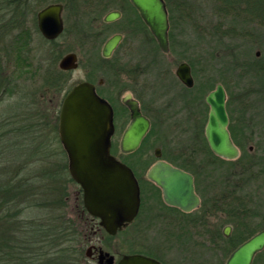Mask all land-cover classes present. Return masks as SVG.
<instances>
[{"label":"rangeland","instance_id":"obj_1","mask_svg":"<svg viewBox=\"0 0 264 264\" xmlns=\"http://www.w3.org/2000/svg\"><path fill=\"white\" fill-rule=\"evenodd\" d=\"M54 1L56 0L39 4L32 0V6L25 10L21 7L24 12L27 10L28 14L19 20L15 19L13 23L11 18L16 10L14 6L0 10V184L10 182L16 186L19 179H25L24 182L29 181L28 185L31 187L34 185L39 190L36 197H33L35 191L31 188L22 194L15 188H11L13 190L11 192L2 190L1 198L10 194L15 200L7 205L3 201L4 198H0L2 214L5 215L8 206L15 212L26 207L23 214L25 221L33 218V222L27 225L28 230L31 228L29 231L36 233L37 227L39 229L40 224L43 223L44 233L50 236L44 240L45 247L41 250L44 252L47 249L48 253L41 258L39 264L63 262L98 264L96 257L92 259L86 255L90 244L100 246L117 258L127 253L150 250L160 255L167 264H224L225 257L223 259L219 257L207 242L205 245L198 244L204 239L196 236L193 230L190 232L193 237L192 243L186 244V234L182 232L175 238L176 234H173L164 212H160L158 207L160 204L156 196L148 204V211L151 210L148 213L149 221L143 220L146 212L142 213L140 220L115 235H109L101 226H96L90 216H85L82 208L80 209L82 201L80 187L70 177L68 157L62 150L61 141L58 140L56 133L63 98L77 83L86 80L97 83L100 79L106 83L119 77L125 80L121 81L122 84L129 85L126 77L120 76L121 72H116L120 65L133 69L132 72L139 74L138 83L144 88L139 89L135 82L134 85L140 94H144L145 106L154 120L149 143L142 148L147 153L145 155L147 161L155 158L156 146L161 148L165 157L172 158L173 140L179 139L183 142V146L189 142L187 135H179V130L175 126V120L179 118L183 120L186 113L184 110L178 111L181 104L179 101L181 89L176 81L175 69L179 63L189 62L188 60L192 59V73L195 83L198 84L192 91V96L200 98L205 104V97L209 91L214 89L217 83H222L231 111L229 114L230 116L232 114L235 125L244 130L241 131L242 139L245 140L243 152L264 154V84L260 83L254 71L247 72L242 77L241 70L239 72L237 69L226 68L230 65V63L227 65L229 56L226 53L235 49L231 48L232 51H228L220 48L217 46L219 44L217 39L209 36L202 38L199 35L198 30H204L207 35L209 30H213V24L217 22V18L211 12V2L192 0L193 7L201 11L199 15L203 14L202 22L177 24L175 49L168 53L160 50L153 53L150 49L155 40L147 28L137 23L138 13L127 4L126 0H59L65 4L63 13L65 30L53 43L42 40L33 33L31 19L36 16V11ZM112 9H119L122 17L102 26L98 18H102ZM22 25H26L31 33L29 46L34 52H30L29 56L31 55L32 59L25 57L26 55L19 58L16 54L17 47L12 42L18 32L16 28L20 29ZM249 29L250 27L246 28L239 37L222 39L220 45L223 47L236 45L242 48L241 50H247L245 59L248 61L249 56L258 59L257 66H263L264 25L251 26V30ZM97 30L100 31L99 34L96 33ZM114 32H120L123 37L118 48L107 60L101 56V46ZM257 51L260 52L259 56L256 55ZM68 52L77 54L78 67L67 71L61 79L54 77L52 80H46L45 72L53 69V64L49 61L57 57L58 67L60 58ZM210 54L213 56L211 57ZM149 61L154 63L146 65ZM112 64L117 66L113 68ZM58 81L61 83L60 86ZM211 85L212 88H207ZM125 93L129 92L124 91L123 94ZM205 105L203 108H207ZM115 139L117 141L118 135ZM250 146L252 151L249 150ZM115 153L122 157L118 148H115ZM202 157L206 158L203 155ZM123 158L133 162L135 156H123ZM229 167L230 165L226 163L227 177L236 169L232 167V170H229ZM16 172L19 174L17 177L14 176ZM32 181L36 183L31 184ZM56 185L64 191L60 205L52 201V198L58 195L48 193L50 186L57 187ZM251 188L263 206L261 216L255 221L263 225L264 177L255 180ZM35 199L46 201V204L34 206ZM20 200L22 202H19ZM25 201H30L33 207H27ZM60 209V212L66 215L65 220L68 219L65 227L79 229L80 238L77 239L73 234L62 233V227L57 224L63 221L61 216H57ZM17 222L19 220L16 218L0 219L2 246L16 245L19 240L17 228L21 225ZM34 224L37 226L34 227ZM57 230L61 232V236L56 233ZM67 236L71 246L68 249L65 245ZM69 236H72V239ZM77 248L80 250L77 251ZM64 252L66 255L62 256ZM39 253L40 249H37V254ZM16 263L14 260L13 264ZM253 264H264V253L259 254Z\"/></svg>","mask_w":264,"mask_h":264},{"label":"water","instance_id":"obj_2","mask_svg":"<svg viewBox=\"0 0 264 264\" xmlns=\"http://www.w3.org/2000/svg\"><path fill=\"white\" fill-rule=\"evenodd\" d=\"M140 17L156 39L162 52L169 51V18L165 0H130ZM61 3L47 4L37 12V25L42 36L56 39L64 29ZM120 16L118 10L106 13L103 20L113 21ZM120 34L111 36L102 47L107 57L117 46ZM256 55H260L257 51ZM60 69L74 70L78 67L75 52L65 54L58 62ZM178 78L188 87L194 78L190 66L181 62L176 70ZM226 90L222 83L206 95L209 105L205 136L212 152L226 159L239 156L227 128L229 118L226 110ZM131 122L121 139L122 152L135 150L149 129V120L144 117L132 100L128 103ZM112 109L95 91L89 81L74 85L64 96L59 112V135L69 159V174L82 190L86 211L99 219L100 226L115 235L137 215L140 204L138 182L131 169L110 152L114 131ZM157 149V156H160ZM149 179L161 187L166 203L190 210L198 204L191 174L158 161L147 173ZM229 227H227L226 232ZM90 247L87 255L90 256ZM264 249V230L251 236L237 246L229 255L226 264H252L254 256ZM109 252L99 250L98 264H162L155 258L138 254H124L117 262ZM104 262V263H103Z\"/></svg>","mask_w":264,"mask_h":264},{"label":"flooded vegetation","instance_id":"obj_3","mask_svg":"<svg viewBox=\"0 0 264 264\" xmlns=\"http://www.w3.org/2000/svg\"><path fill=\"white\" fill-rule=\"evenodd\" d=\"M126 2L129 6L133 7V9L138 13V11L131 4L130 0H126ZM51 3H61L63 5L62 19L64 23V29H63L64 31L65 30V19H64L63 13L65 10V4L62 3L61 1H54ZM112 10H118L120 12V16L117 19L122 17V12L119 9H112ZM138 16H137V23L141 26H143L142 25L143 23L147 27V25L144 23V21L140 17L139 13H138ZM103 17L104 16H102V18H98L102 26L108 25L114 22L115 20H117L115 19L113 21L106 22L103 20ZM36 21H37V16H36ZM37 28H38V25H37ZM99 32H100L99 30L96 31V33L98 34ZM62 33L59 36H61ZM116 34L121 35V38L117 46L113 49V51L111 52L109 56L107 57L103 56L102 47L104 43L111 36L116 35ZM59 36L57 38H59ZM122 37L123 35L120 32H114L103 42L101 46V56L104 59L109 60V58L113 55L114 51L118 48L122 40ZM152 37L154 38L153 35ZM168 39H169V34H168ZM154 40L156 41L155 38ZM48 41H52V40H48ZM150 50L153 52L152 48ZM147 52L149 53V51ZM168 52H170V40H169V51ZM183 62H186V61H183ZM153 63H154L153 61H149L146 65H149V64L151 65ZM186 63L189 64L190 71L193 76L191 64L189 62H186ZM115 66L117 65L115 64L111 65V67L113 68H115ZM177 67L175 69V76H176V81L177 83L180 84V89H181L179 93L180 95L179 101L181 104H180V107L178 108V111L182 112L184 110L186 113H185V118L183 120L181 118L175 120V126H176V129L179 130L178 132L179 135H182V136L187 135L189 142L187 143V145L183 146L182 145L183 142H181L179 139L176 138L175 140H173V157L172 158L165 157L163 155L161 148L159 146H156L154 149L155 158L152 161H147L148 159L145 157L147 153H145V151L142 150L143 146L146 143H149V137H150L149 134L152 130V127L154 126V120L148 108L145 106L144 94L142 93L140 94L139 90L137 89V87L139 89L141 87L144 88L142 85L138 83L140 80L139 74L132 72L131 70L133 69L124 68L123 66L119 65L118 66L119 69H117L118 71L116 72L117 73L121 72L122 74L120 73L121 74L120 76L124 75L126 77L127 83H129L128 86L126 83L122 84L121 81L123 80L119 77L112 79L111 81H108L106 83L103 79L98 80L97 83L89 81L94 85L96 93L103 100H105L112 109L114 131L111 136L110 152L112 155H114L117 159H119L121 162L126 164L131 169L139 185L140 204H139L138 213L136 217L129 224H127V226H125L121 230L135 223V221H137L138 219L140 220L142 213H145V212L146 214L143 217V220L149 221L150 218L148 216V213L149 211L151 212V210L149 209L148 211V208H149L148 204L151 202L153 197L156 196L160 204V206H158L160 208V212L161 213L164 212L163 213L164 217L168 219L167 222L171 225L173 234H176L175 238L179 235V233L182 232L183 234H186V237H185L187 240L186 244L192 243L193 241L191 239L193 237H191L190 232L191 230H193L196 236L202 237L204 239L203 242L198 243V244L205 245V243L207 242L210 246H212L213 250L217 252L219 257H221L222 259L225 257L224 264H226V260L231 254V252L241 243H243L244 241L249 239L251 236H253L255 233L261 230H264V224L259 225V223L255 221V219L258 218V216H260V215H257L256 212L250 215L246 211L242 212L240 210V207L237 210H235L236 209L235 208L234 212L230 210L226 211L227 197H230L232 195L233 188H237L240 186V182L238 181L237 178L234 177L235 172L231 173L227 177L225 173L226 171L225 165L226 163L230 165L231 162H235L244 153L242 150L243 147L240 144H237L234 141V138L232 136V132H231L232 130L230 129V124L233 123V127H235L234 130H237L238 132L240 128L237 125H235L233 118L230 116L227 110V98H226V110H227V114L229 118V123H228L227 128L229 130L230 136L234 144L239 149V156L235 159L223 158L221 156L214 154L212 150L210 149L206 136H205V126H206L207 118H208L209 105L207 104L206 100H205V104H206L205 105L203 101H201L200 98L198 97L195 98L194 95L192 96L191 94L192 91L196 89L195 79H194L193 86L188 87L178 78L176 74ZM160 78H161V75H160ZM134 82L135 84H137V87H135ZM124 91L129 92V93L123 94ZM132 100L137 102V105L139 107L141 114L149 120V129L144 135V137L142 138L139 146L135 150L131 152H122L121 139H122L123 133L125 132V130L127 129V127L129 126L131 122L132 112H131V109L128 103L131 102ZM203 105H205L207 108H203ZM56 117H57V111H56ZM58 121H59V114H58ZM56 133L58 135L59 141H61L60 135H59V124L56 130ZM117 135H118V139L116 141L115 137ZM60 144L62 146V150L67 155L62 142H60ZM115 148H118L122 157H119L116 155ZM157 149H159L158 152L160 156L156 155ZM249 150L252 151L251 146ZM202 155L205 156L206 158H203ZM123 156H133V157L135 156V159L133 162H131L123 158ZM158 161L167 162L171 164L173 167L179 168L192 175L194 192L199 200L198 204L194 208L186 211V210L181 209L178 206L171 205L165 202L161 187L158 186L151 179H149L147 175L150 167L153 166ZM68 165H69V159H68ZM238 170H239V167H238ZM237 195L238 194L235 193V196ZM81 196H82V190H81ZM238 197H240V195ZM82 203H83V200H82ZM163 208L167 209L166 210L167 212ZM82 213H84L85 216H88V217L90 216V218L94 221V223H96V226L97 225L100 226L99 219L97 217L90 215L86 211V209ZM227 227H229V229L226 232ZM90 228H93V227H90ZM227 244H236V245L228 252V254H225L224 248ZM89 247L91 248L90 256L87 255V252H86V255L92 259L96 257L97 263H98L99 250L101 249L105 252H108L102 249L100 246H97L95 244H90ZM260 252H258L254 256L252 264L255 261V259L259 257ZM136 253L155 258L158 261H160L162 264H167L163 260V258L160 255H158L156 252H152L150 250L149 251L143 250V251L136 252ZM127 254H132V253H127ZM113 256L115 259L114 262L116 263L120 257L117 258L115 255Z\"/></svg>","mask_w":264,"mask_h":264},{"label":"trees","instance_id":"obj_4","mask_svg":"<svg viewBox=\"0 0 264 264\" xmlns=\"http://www.w3.org/2000/svg\"><path fill=\"white\" fill-rule=\"evenodd\" d=\"M48 0H34V2H39V4L46 3ZM59 1V0H56ZM211 2L212 10L211 12L213 15L217 18V22L213 24L212 29L207 32V35H205L204 30H198L199 35L202 38H206V36H209V38H215L217 39V44L218 47L220 48H225L228 51L231 50L232 52H227L226 55L228 54L229 60L227 62V65H230L226 68H229L231 70H240L242 71V77L246 75L247 72H252L254 71L256 73V76L259 77L260 83L263 85L264 84V65L263 66H257L258 65V59L251 58L250 56L248 57V61L245 59L247 50H241L242 48H239L236 45H227V46H221L220 41L226 37H239L242 32L246 29L249 28L251 30V26H260L264 25V0H209ZM32 0H0V10L3 8L11 7L14 6L16 9L12 15V23L15 21V19L19 20V18H23L24 15L28 14V11L26 10L25 12L22 10L21 7L27 8L30 5L32 6ZM167 11H168V18H169V40H170V51H173L175 49L176 45V29H177V24L179 23H201L203 20V14L199 15V12L193 7L192 0H165ZM25 13V14H23ZM37 13V11H36ZM34 14V13H33ZM138 16V15H137ZM139 18V16H138ZM32 22V30L33 33L36 35L40 36L42 40H46L39 32L37 28V21H36V16L31 19ZM144 28L146 29L147 27L142 23ZM197 27V26H195ZM16 28V27H15ZM17 29V34L15 38H13L12 42H14L15 47H17L16 54L20 58L21 56L26 55L25 57L31 58L29 56L30 52L33 53L34 49L29 46V42L31 40V33L29 28L26 25H22L20 29ZM148 29V28H147ZM154 40V38H153ZM49 43H53L54 40L48 41ZM188 48V47H186ZM152 50L154 53H156L159 49V46L157 42L155 41ZM188 50V49H187ZM250 50V49H249ZM214 52V51H213ZM211 52V53H213ZM212 57L213 55L210 54ZM245 56V57H244ZM35 57V56H34ZM27 58V59H28ZM32 59V58H31ZM190 64H192V59L188 60ZM53 64V69L48 70L45 72L44 78L46 80H52V78H60L62 75H65L67 71L61 70L60 68L57 67V57L54 58L52 61H49ZM228 70V69H227ZM60 81V80H59ZM58 81V82H59ZM49 84V83H48ZM61 83L59 82V86ZM197 83L195 84V88H197ZM47 87H49L47 85ZM50 88V87H49ZM207 88H212L211 86H207ZM206 89H203L205 91ZM227 110L230 111L229 104L227 102ZM231 113V111L229 112ZM232 117V114H231ZM235 127H233V123L230 124V129L232 130V136L234 138V141L237 144H240L242 147H244V142L242 139V134H241V128L239 132L237 130H234ZM244 131V130H243ZM242 131V132H243ZM59 140V139H58ZM233 168H236L234 173V177L238 179L240 182V186L237 188H233L232 195L230 197H227V203H226V211L230 210L234 212V209L237 210L240 207V210L243 212H248L250 215L254 212H256L257 215L262 214V203L259 202L257 194L252 190L251 184L255 181L258 180L260 177H264V154H256V153H243L235 162L230 163L229 170H232ZM239 167V170H238ZM14 176H19V174L16 172L14 173ZM233 177V176H232ZM72 180V179H71ZM25 179H19L18 183L16 186H14L10 182H6L3 185L0 184V192L2 190L7 191L10 190L13 191L11 188H15L16 191L24 193V191H29L31 188L32 191H35V195L33 197L38 196L37 191L38 187L36 186H30L29 181L24 182ZM34 184L36 181H32ZM57 186V185H56ZM27 191V192H28ZM81 191V189H80ZM228 191V190H227ZM17 192V193H18ZM48 193H51L52 195L57 194V197L52 198V201L56 203V205H60L62 203L63 199V189H60L59 185L57 187L50 186L48 189ZM235 193L238 195L235 196ZM20 194V195H21ZM4 195V194H3ZM2 195V196H3ZM17 195V196H20ZM49 195V194H48ZM240 195V197H238ZM16 196V195H15ZM51 196V195H50ZM52 197V196H51ZM1 198V197H0ZM4 200L5 204H10L14 200L13 195H7L5 197L4 195ZM1 198V199H3ZM6 198V199H5ZM0 199V200H1ZM238 199V200H236ZM257 199V200H256ZM19 202H22L20 200ZM27 207H33L32 203L30 201H25ZM34 206L37 205L43 206L46 204V201L41 202L39 199H35ZM22 205V204H21ZM8 206L5 215L2 214V211L0 210V219L3 218H16L19 220L18 223H21L19 227L17 228L19 230V237H17L19 240H17L16 245L11 246L9 244H2L0 243V264H13L14 260L17 262L16 264H39V262L42 260L41 258L44 257L47 253L48 250L41 252L43 247H45V239L46 237L50 236L48 233H44V225L43 223L40 224V228L38 229L37 227V232L33 233L31 228L29 230L27 229V225L31 224L33 222V218L28 220L27 222L25 221L24 218V209H17L15 212L12 210V208H9ZM58 208V207H57ZM82 208L83 211H85L84 205L81 201V206L80 209ZM81 210V212H82ZM58 211V210H57ZM61 209L59 210V214L57 216L62 217V222L57 223L58 226L62 227L63 229V234H73L74 237L77 239L80 238V232L78 231L79 229H68L65 227V225L68 223V219H66V215L64 212H60ZM80 212V213H81ZM261 216V215H260ZM248 217V216H247ZM34 227L37 226V224L33 225ZM60 230V228H59ZM57 230V234L61 236V232ZM53 236H56V234H53ZM70 239H72V236H69ZM1 242V241H0ZM75 243V242H74ZM70 241L68 240V236L65 241V245L67 246L66 248H71L69 245ZM237 244V243H236ZM236 244H227L224 248L225 254H228V252L235 247ZM42 246V248H41ZM13 247V248H12ZM79 247V246H77ZM5 248H7L5 250ZM37 249H40V253L37 254ZM80 250V248H77V251ZM264 253V250L260 252L259 254ZM66 255L64 252L62 256ZM7 258V259H6ZM10 260V261H9ZM79 261V260H78ZM10 262V263H9ZM77 262V261H76ZM78 263V262H77ZM75 263V264H77ZM61 264H65L64 262Z\"/></svg>","mask_w":264,"mask_h":264}]
</instances>
